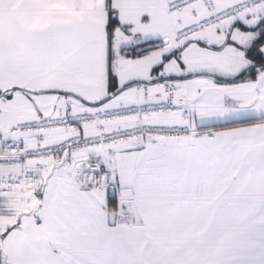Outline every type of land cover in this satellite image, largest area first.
Instances as JSON below:
<instances>
[{
    "label": "snow or ice",
    "instance_id": "snow-or-ice-1",
    "mask_svg": "<svg viewBox=\"0 0 264 264\" xmlns=\"http://www.w3.org/2000/svg\"><path fill=\"white\" fill-rule=\"evenodd\" d=\"M0 264H264V0H0Z\"/></svg>",
    "mask_w": 264,
    "mask_h": 264
}]
</instances>
